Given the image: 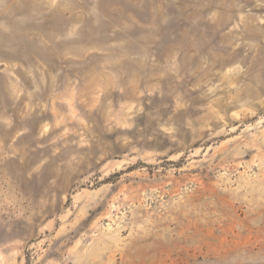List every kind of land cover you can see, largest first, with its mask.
<instances>
[{
	"label": "rangeland",
	"instance_id": "1",
	"mask_svg": "<svg viewBox=\"0 0 264 264\" xmlns=\"http://www.w3.org/2000/svg\"><path fill=\"white\" fill-rule=\"evenodd\" d=\"M0 264H264V0H0Z\"/></svg>",
	"mask_w": 264,
	"mask_h": 264
}]
</instances>
